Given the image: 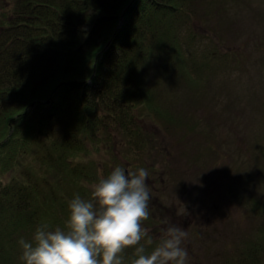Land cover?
Returning a JSON list of instances; mask_svg holds the SVG:
<instances>
[{"label": "trees", "instance_id": "16d2710c", "mask_svg": "<svg viewBox=\"0 0 264 264\" xmlns=\"http://www.w3.org/2000/svg\"><path fill=\"white\" fill-rule=\"evenodd\" d=\"M217 8L213 0H0V264H24L19 239L38 225L65 226L69 199L90 197L101 177L89 154L101 144L112 152V135L136 150L154 140L138 119L152 115L162 70L192 90L229 70L239 50L224 19L210 24ZM248 199L259 224L223 251L224 264H264V195ZM157 210L143 221L149 251L167 220ZM134 248L121 253L130 264Z\"/></svg>", "mask_w": 264, "mask_h": 264}, {"label": "rangeland", "instance_id": "374dc122", "mask_svg": "<svg viewBox=\"0 0 264 264\" xmlns=\"http://www.w3.org/2000/svg\"><path fill=\"white\" fill-rule=\"evenodd\" d=\"M211 1L204 0L206 6ZM213 2L218 8L210 24L224 19L225 37L239 50L222 68L229 70L215 72L192 90L166 67L158 79L154 110L149 109L152 115L138 119L154 140L136 150L129 137L112 135V152L101 144L88 156L101 164L100 176L109 171L106 163L149 170L150 213L160 216L157 209L166 210L167 219L163 223L159 218L162 229L155 233L159 239L170 223L184 227L189 264H224L223 251L259 224L248 195H264V0ZM211 34L206 38L217 37ZM167 112L175 125L168 123Z\"/></svg>", "mask_w": 264, "mask_h": 264}, {"label": "clouds", "instance_id": "9594fccd", "mask_svg": "<svg viewBox=\"0 0 264 264\" xmlns=\"http://www.w3.org/2000/svg\"><path fill=\"white\" fill-rule=\"evenodd\" d=\"M148 178L146 167L114 166L90 185V197L69 199L64 227L42 223L32 239L20 237L24 264H123L128 246H135L132 264H189V233L176 223L167 224L150 251L141 243L153 244L143 223L150 215Z\"/></svg>", "mask_w": 264, "mask_h": 264}]
</instances>
